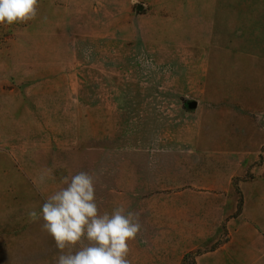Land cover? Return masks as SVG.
I'll use <instances>...</instances> for the list:
<instances>
[{
  "label": "rangeland",
  "instance_id": "obj_1",
  "mask_svg": "<svg viewBox=\"0 0 264 264\" xmlns=\"http://www.w3.org/2000/svg\"><path fill=\"white\" fill-rule=\"evenodd\" d=\"M259 166L264 0H39L0 25V264H55L27 213L79 172L101 215H138L130 264L243 261L222 251Z\"/></svg>",
  "mask_w": 264,
  "mask_h": 264
},
{
  "label": "clouds",
  "instance_id": "obj_2",
  "mask_svg": "<svg viewBox=\"0 0 264 264\" xmlns=\"http://www.w3.org/2000/svg\"><path fill=\"white\" fill-rule=\"evenodd\" d=\"M38 6L39 0H0V25L31 20ZM62 183L66 186L48 196L39 211L27 213L31 222L42 220L54 239L55 264H130L129 242L141 228L138 215L123 207L101 215L92 174L65 176Z\"/></svg>",
  "mask_w": 264,
  "mask_h": 264
},
{
  "label": "crops",
  "instance_id": "obj_3",
  "mask_svg": "<svg viewBox=\"0 0 264 264\" xmlns=\"http://www.w3.org/2000/svg\"><path fill=\"white\" fill-rule=\"evenodd\" d=\"M253 175L240 181L241 208L233 218L234 238L227 249L233 244L239 245L238 258L232 261H221L215 264H264V166L253 169Z\"/></svg>",
  "mask_w": 264,
  "mask_h": 264
},
{
  "label": "water",
  "instance_id": "obj_4",
  "mask_svg": "<svg viewBox=\"0 0 264 264\" xmlns=\"http://www.w3.org/2000/svg\"><path fill=\"white\" fill-rule=\"evenodd\" d=\"M140 8V7H139ZM192 106H195V103H192Z\"/></svg>",
  "mask_w": 264,
  "mask_h": 264
}]
</instances>
